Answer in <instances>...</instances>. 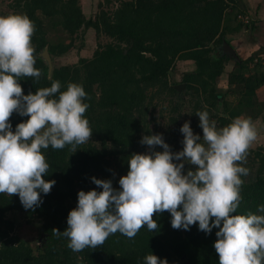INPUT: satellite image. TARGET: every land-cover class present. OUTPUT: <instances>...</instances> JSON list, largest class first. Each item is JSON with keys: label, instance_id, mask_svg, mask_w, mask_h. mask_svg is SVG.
I'll list each match as a JSON object with an SVG mask.
<instances>
[{"label": "trees", "instance_id": "obj_1", "mask_svg": "<svg viewBox=\"0 0 264 264\" xmlns=\"http://www.w3.org/2000/svg\"><path fill=\"white\" fill-rule=\"evenodd\" d=\"M83 1L14 0L4 15L0 13L27 15L36 27L32 46L41 77H20L23 94H35L56 80L61 83V91L67 90L68 83L82 85L91 98L84 101L90 105L84 118L92 130L90 140L78 146L75 153L69 151L70 146L41 150L50 166L43 178L56 183L49 194L41 193L43 203L34 211L25 210L18 195L0 193V264H144L150 253L167 259L168 264H219L213 247L218 229L207 235L199 231L198 224L188 231L173 229L168 212L154 214L158 224L155 232L148 231L147 225L133 239L117 232L103 245L81 252L69 249L67 238H57L52 230L63 233L67 229L68 214L78 204V192L102 191L91 182L92 177L104 180L113 172L127 175L130 156L144 154L148 146L140 141L143 136L152 135L147 118L154 112L155 101H168V108H161L160 112L166 109L173 124L181 116L185 96L194 101L195 115L207 111L218 128L237 117L254 120L262 115L263 109L256 106V93L264 90L261 45L249 57L234 61V68L227 72V89L222 94L235 95L237 102L232 105L223 100L220 112L219 98L225 95L217 93L216 81L230 61L217 48L223 40L230 43L228 35L264 30V2L256 0L254 11L243 12L238 0H117L116 7L114 0H104L109 11L100 2L98 13L87 19ZM239 15L247 21L240 20ZM90 28L110 42L98 44L88 59L57 64V59L74 49ZM56 29L65 34L67 42L50 39L49 31ZM44 48L51 58L50 73L39 56ZM76 49L82 52V46ZM179 60L193 61L195 65L194 71L184 73L178 83L186 89L183 95L174 88L177 83L168 81L169 72ZM261 117L264 121V115ZM27 119L13 113V131ZM198 125L199 118L195 116L190 126L194 134L202 137ZM172 133L164 139L174 151L182 145L177 140L178 130L175 128ZM249 153L254 175L241 177V203L233 215L258 214L257 207L264 204V154L260 150ZM189 168L195 170L189 165L185 172ZM112 179L115 184L117 179ZM114 188L119 190V184ZM8 213H18L26 223L36 219L40 223L38 237L32 242L22 239L14 232L16 223L7 217Z\"/></svg>", "mask_w": 264, "mask_h": 264}, {"label": "clouds", "instance_id": "obj_2", "mask_svg": "<svg viewBox=\"0 0 264 264\" xmlns=\"http://www.w3.org/2000/svg\"><path fill=\"white\" fill-rule=\"evenodd\" d=\"M35 31L27 15L0 16V193L18 195L25 210L33 211L43 203L41 193L49 194L56 183L43 178L50 166L41 150L70 146L75 153L92 136L84 118L90 107L84 101L91 98L82 85L68 83L67 90L61 91L56 80L35 94H23L20 77H41L32 46ZM13 113L28 117L14 131ZM196 116L202 137L194 134L190 121L179 130L183 148L178 152L172 151L162 134L143 136L140 143L148 151L130 156L119 190L112 180L92 177L102 191L78 192L67 229L63 233L53 229L52 234L67 238L68 248L81 252L103 245L117 232L128 239L144 225L155 232L154 214L168 212L173 229L188 231L198 224L206 235L218 229L213 247L219 264H264V204L257 207L258 214L233 215L241 203V177L250 174L241 164L247 163L248 149L258 138L256 126L250 117H237L218 128L207 111ZM157 147L162 151H156ZM185 164L195 170L185 172ZM144 264L168 261L150 253Z\"/></svg>", "mask_w": 264, "mask_h": 264}, {"label": "rangeland", "instance_id": "obj_3", "mask_svg": "<svg viewBox=\"0 0 264 264\" xmlns=\"http://www.w3.org/2000/svg\"><path fill=\"white\" fill-rule=\"evenodd\" d=\"M88 1H89V4L87 5V9L84 12L86 14L87 19L92 17L95 13H98V11H99L98 10V3L101 2L104 5V0H88ZM114 1L116 3L113 4V7H116L117 0H114ZM241 1L240 2L243 3L242 5H240L241 7L246 8V6H247V9L249 8L251 10H252L253 5L256 2V0H241ZM13 2H14V0H0V13H2L4 15V13L6 11H8L7 7L9 6V4L10 3L13 4ZM244 3L247 5H245ZM104 9L108 10V9H110V7L104 5ZM243 32H245V31H242L241 33H243ZM248 33L246 34V32H245L244 34H240V35L233 34V35L227 36V39H229L231 41V43L236 47L237 53H239L241 55L242 59H245V58L249 57L250 54H252L249 52L248 53L249 55L247 56L246 50L244 49L242 51V49L240 48V46L243 45V43H244V39L246 37H250L249 35H251V31H249ZM252 35H256V32H253ZM49 37L51 40L53 39V41H55V42H59V41L67 42L68 41L67 37L65 36V34L60 29L50 30L49 31ZM109 42H110V39L108 37H105L103 35L97 36L95 30L90 28L86 31V33L84 34V37H82L78 42H76V46L74 47V49H72L70 52H68L67 54H65L61 58L57 59V64H61V65L74 64V63H77V61L81 58L88 59L92 56V54L95 51V49L97 48L98 44L103 45V44L109 43ZM263 43L264 42H262L261 44H263ZM77 46H82V52H81V50L77 51V49H76ZM252 46H254V48H253L254 50H257L259 47V44L258 43L253 44ZM230 63H231V65H229ZM232 63L233 62H229L228 64L225 65L224 74L217 79V81H216L217 93L222 94L227 89V75H228L227 72L231 71L234 68V67H232L233 66ZM228 65H229V67H228ZM194 69H195V65H194L193 61H182V60L177 61L175 63V67L172 69V71L169 72V75H168L169 83H175V84L177 83L176 85H179L178 83L181 81L182 75L184 73L193 72ZM178 92L179 93L181 92V95H183L186 92V89L182 88ZM222 95H225V97L219 98L220 100H219L218 106H217L218 112H220L222 109V104L224 102L223 100H225L226 102H228L232 105L237 102V100H236L237 98L235 97V95H228V94H222ZM256 96H257V102H256L257 105L256 106L263 109L262 115H264V90H258L256 93ZM176 100L173 103L177 104ZM154 103L157 104L156 107L154 108V112H152V114L149 115V118H147V120H149L148 129L150 130V133L152 135L162 134L163 138H165V137H168V135L170 133H172V131L176 128V130H178L177 140L180 141V143H181V141L183 140V135L179 131L180 128L182 127V125L186 121H190V124H192L193 121L195 120L196 115L194 114L193 105H192L194 103V101L191 100L190 96L184 97V105L181 108L182 109L181 110V116H180V118L177 119V123H175L176 125L173 123H170V121L168 119V114L165 111L169 105L168 101L164 100V101H160L159 103L155 101ZM161 108H166V109L164 111L160 112L162 110ZM160 113L162 114L161 116H160ZM212 113H213V111H212ZM261 116L258 117L257 119L252 120L256 126L258 138L255 142H253L252 146L248 149L247 163L241 164V166L250 169V174L248 176H251V177H253V175H254L253 174L254 165L252 166V161H251L252 159H250L249 151L254 152L256 150H260V152L262 154H264V121L262 120ZM177 125H179V127H176ZM182 147H183V145L181 147H179L177 150H174V152L181 151ZM147 151H148V148L145 150L144 153H146ZM156 151H162V149H159L157 147ZM188 166H189V164H185V168H187ZM123 176H125V175H119L116 172H113V174L111 176H109L108 178H105L104 180H112L113 181L112 178L114 177L115 179H117V181L115 182V184H113V187H117L119 184L118 183L119 179ZM247 177H245V179H247ZM7 217L14 220V222L16 223V228H15L14 232L17 235H19L22 239H24V240L27 239L30 242H32L38 237V234H39L38 233V227L40 226V223L38 221H36V219L33 220L31 223H26L25 220L22 219L18 213H8Z\"/></svg>", "mask_w": 264, "mask_h": 264}, {"label": "crops", "instance_id": "obj_4", "mask_svg": "<svg viewBox=\"0 0 264 264\" xmlns=\"http://www.w3.org/2000/svg\"><path fill=\"white\" fill-rule=\"evenodd\" d=\"M241 0H238V2H237V4H243V3H241L240 2ZM258 1H260V2H264V0H258ZM83 3V12H85V10L87 9V5L89 4V1L88 0H85V1H83L82 2ZM239 4V5H240ZM245 4V3H244ZM245 5H247V4H245ZM239 8V10H242L243 12H246V11H254V10H251V9H247V6H246V8H244V7H241L240 8V6L238 7ZM253 9V8H252ZM260 11H261V13H262V9H260ZM250 31V30H249ZM249 31H245L246 32V34L249 32ZM245 32H243V33H239L238 35H240V34H244ZM255 32H256V35H252L253 33H251V35H249L250 37H246L245 39H244V43H243V45H241L240 46V48L242 49V51L245 49L246 50V53H247V56L249 55L248 53L250 52V53H252V52H254V51H256V50H254L253 48H254V46H252L253 44H259V46L261 45L262 47H264V45H262L261 43L262 42H264V30L261 28V29H259L258 30V28L255 30ZM249 34V33H248ZM235 36V35H234ZM256 39V40H255ZM230 41V40H229ZM230 44H232L231 43V41H230ZM248 44V45H247ZM233 45V44H232ZM247 45V46H246ZM234 46V45H233ZM239 46V45H238ZM258 46V45H257ZM234 49H235V51L237 52V49H236V47L234 46ZM240 50V49H239ZM239 54V53H238ZM240 55V54H239ZM241 56V55H240Z\"/></svg>", "mask_w": 264, "mask_h": 264}, {"label": "water", "instance_id": "obj_5", "mask_svg": "<svg viewBox=\"0 0 264 264\" xmlns=\"http://www.w3.org/2000/svg\"><path fill=\"white\" fill-rule=\"evenodd\" d=\"M219 50L222 51V54L228 57L229 59L233 58L237 61H239L238 55L235 52V49L233 46H231L229 43H227L225 40L222 41L221 46ZM39 56L43 59V61L46 63L48 67V73L51 72L52 64H51V58L48 54L47 48H44L40 53ZM177 91H179L182 88H185L183 84L177 85L174 87Z\"/></svg>", "mask_w": 264, "mask_h": 264}, {"label": "built area", "instance_id": "obj_6", "mask_svg": "<svg viewBox=\"0 0 264 264\" xmlns=\"http://www.w3.org/2000/svg\"><path fill=\"white\" fill-rule=\"evenodd\" d=\"M238 18H239L240 20L242 19L244 22L247 21V18H246V17L243 18L242 16L239 15ZM255 62H256V60H255Z\"/></svg>", "mask_w": 264, "mask_h": 264}, {"label": "flooded vegetation", "instance_id": "obj_7", "mask_svg": "<svg viewBox=\"0 0 264 264\" xmlns=\"http://www.w3.org/2000/svg\"><path fill=\"white\" fill-rule=\"evenodd\" d=\"M240 57H241V56L239 55V58H240ZM234 61H236V60H233V61H232V60L230 59L229 62H233V63H234ZM233 63H232V64H233ZM229 65H231V63H230ZM229 65H228V67H229ZM232 67H233V66H232Z\"/></svg>", "mask_w": 264, "mask_h": 264}]
</instances>
